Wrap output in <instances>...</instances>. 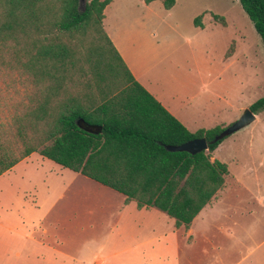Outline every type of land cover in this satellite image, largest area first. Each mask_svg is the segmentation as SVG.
Instances as JSON below:
<instances>
[{"label":"rangeland","instance_id":"rangeland-1","mask_svg":"<svg viewBox=\"0 0 264 264\" xmlns=\"http://www.w3.org/2000/svg\"><path fill=\"white\" fill-rule=\"evenodd\" d=\"M117 1L115 11L127 13L138 24L129 41H123L137 73L169 103L183 106L180 113L191 115L194 125L226 128L264 97V47L235 0H174L167 11L159 1L147 7L137 0ZM122 1L131 3L121 5ZM211 15L223 17L224 23L214 22ZM197 16L200 27L193 25ZM30 93V84L17 75L11 49L0 48V120ZM213 154L227 166L229 178L214 205L216 213L207 217V241L201 234L189 242L180 238L174 248L168 230L157 219L132 217L145 224L136 231L139 235L155 231L167 238L164 251L152 244L151 249H139L143 257L137 256V250L109 256L112 249L104 247L107 232L98 224L119 195L105 196L101 189L76 179L73 184L81 189L78 214L73 216L67 197L55 200L56 184H48L51 189L43 184L45 179L54 180L44 171L55 164L31 154V159L0 176V264H29L26 258L35 246L25 235L34 225L47 230L40 241L60 244L84 264H92L96 252L105 258L101 264H264V115L226 136ZM41 160V167H36L34 163ZM62 173L65 178L74 175ZM33 200L38 208L31 207ZM85 206L92 217L85 214ZM158 216L166 218L162 213ZM150 226L153 232L146 228ZM38 233H33L34 240L40 239ZM14 252L19 253L17 258Z\"/></svg>","mask_w":264,"mask_h":264},{"label":"trees","instance_id":"trees-1","mask_svg":"<svg viewBox=\"0 0 264 264\" xmlns=\"http://www.w3.org/2000/svg\"><path fill=\"white\" fill-rule=\"evenodd\" d=\"M159 1L165 10L174 3ZM235 1L264 47V0ZM108 2L0 0V48L11 49L31 88L0 120V175L37 153L187 229L223 185L226 165L210 157L224 128L187 132L133 80L101 29ZM248 110L263 111L264 97ZM77 121L101 131L88 134ZM199 138L206 151L165 150Z\"/></svg>","mask_w":264,"mask_h":264},{"label":"crops","instance_id":"crops-1","mask_svg":"<svg viewBox=\"0 0 264 264\" xmlns=\"http://www.w3.org/2000/svg\"><path fill=\"white\" fill-rule=\"evenodd\" d=\"M99 1H102V0H99ZM156 1H159V0L151 1L148 4H145L143 2V0H137L136 3H138L142 7H147ZM117 2H118L117 0H109L108 4L104 7V9L102 11L101 29H102L104 35L106 36V38L108 39V41L110 42V44L112 45V47L114 48V50L116 51V53L118 54L120 60L124 64L125 68L130 73L133 80L142 89H144V91L146 93H148L187 132L194 133L195 131H197L199 129L207 130V129H211L214 127L223 128V125L213 126V127L194 125V122H192V119L190 118L191 115H186V114L182 115L180 113V111L184 110L183 106L179 107V106H175V105L169 103L167 100H165L159 94V92L155 91L154 88H152L146 82V80L142 79L139 76L136 68L134 67V64L132 63V61L129 58V54L126 50V44L123 43V41L124 42L129 41V38L131 37V31H133V29H134L133 27L135 25H138V24L134 21L133 18L129 17L127 15V13L115 11L114 6L116 5ZM122 2L123 3H121V5H129L131 3V2H127V1L126 2L122 1ZM160 4H161V2H160ZM173 5H174V3H173ZM173 5H172V7H173ZM161 6H162V4H161ZM162 8H163V6H162ZM170 9H168V10H170ZM165 11H167V10H165ZM212 16L213 15H211V18H212ZM215 16H217V15H215ZM218 17H221V16H218ZM221 18L223 20V17H221ZM214 22L221 24L220 22H217V21H214ZM223 23H224V20H223ZM115 26H117V28H115ZM200 26H201V23H200ZM225 57L227 58V57H229V55L226 56V54H225ZM249 106H247L245 109H248ZM261 115H264V110L260 111L256 114H253V116H254L253 121L258 120V117ZM84 126H94V128L92 130L95 133H88V134L96 135V134H99L101 131V128L99 126H96V125H84ZM213 152L211 153V155L213 154ZM32 154H34V153H32ZM35 154H37V153H35ZM30 155L27 156L26 158H24L23 160H21L20 162H18L17 164H20L21 162H25L28 159H31ZM39 157H41V156H39ZM41 158H43V157H41ZM43 159H45V158H43ZM212 160L218 161V159H216L214 157V154H213V157H210V161H212ZM48 161H50V160H48ZM50 162H52V161H50ZM52 163H54V162H52ZM17 164H15L11 169H13ZM27 164H31V163H27ZM42 164H43L42 160L39 162V164L34 163V165H36V167H38V168L41 167ZM11 169H9L8 171H10ZM226 169H227V166H226ZM64 170L69 171L68 169L63 168L57 164H55V167H50L49 169H46V171H44V172L50 176V177H48V179L54 178V180H46L45 179L43 184L45 185V187L47 189H51V186L48 184H56L55 187H56V190H58V196H57V198H55V200L58 201L60 198L64 199L67 197V200H68L67 206H68V208H72L69 211L73 214V216L78 214L77 212H78V208H79V194H80V189H81V187L78 185H76V187L74 186L73 181H75L76 179H79V182L82 180L86 181L90 185H94V187L101 189L106 194V195L104 194L105 196H108V197L114 196V194L119 195V196H117L119 199L117 200L116 205L115 206L111 205L109 208L105 209L106 210L105 215L107 217L104 220L101 219L99 221L100 223L98 224L99 226L101 225L102 228L105 229V231L107 232L105 237H104L103 242H104V247H108V251H109V249H112L109 252L111 254L109 256H119L125 252H132L134 250H137L138 251L137 256L143 257V254L139 252V249H141V248L151 249L149 244H152V246H154L155 248H158L160 251L161 250L164 251V249L168 245V244H166L167 238L164 237V235H162L161 233L159 236L155 235V231H154V233H151L147 236L139 235V232L136 233L137 230L144 228L145 224L142 222H139L138 220H135V221L132 220L131 219L132 217L138 218V217L142 216L141 218L153 217L155 220L157 219L159 221L160 226L162 228H164L165 230H168L167 232H168L169 236L172 238L174 248L177 247V243H178V240L180 238H182V240L184 242H189L191 239L193 240L194 238H196L200 234L204 235L205 226L208 225V223H209V219H207V217L213 216V214L216 213V212H213L214 205H215L216 201L218 200L222 189L224 188L225 179L229 178L228 177L229 174H228V170H227V174H226V176H224L223 185L220 188V190H218L216 192V194L214 195V197L210 200V202L208 204H206L197 213V215L190 222L188 228L185 229L182 226L177 227V228L174 227L173 220L168 218L165 214H163L162 212H160L156 209H153V208H148V209L137 208L135 202H133V201H129L127 203H124V196L123 195H121V194H119V193H117V192H115V191H113V190H111L105 186H102L99 183H97V182H95L89 178H86V177H84L78 173H74L72 171H69L70 173H72L74 175L70 176V178L62 177L61 175L63 174L62 172ZM74 177H80V178H74ZM70 185H72V188H70ZM34 193H35L34 191L31 192V199H34V196H35ZM50 206H51V209L54 207L53 204H51ZM31 207L32 208H38V202H34V200H33L31 202ZM84 209H86L85 214L87 216L92 217L93 212L91 211V209L88 206H85ZM155 211H157V212H155ZM158 213H162L163 215H165L166 218H163V216H158ZM90 224L93 225L92 220H91ZM28 227H29L28 231L26 230V232H28V233L25 235V239L28 241H31L32 246L33 245L35 246V247H33V248H35V251L32 252L30 255H28L30 258L29 257L26 258V261H29V264L38 263V262H35V260L41 261L40 264H84V260L76 259L72 254L67 253L65 251V249L60 246V244L55 246V245L43 243L42 241H40L42 237L47 235V230L45 228H40L38 225L28 226ZM146 228H148L150 230V232H153L152 231L153 226L146 227ZM217 230L220 233H225L224 228H222L220 226H217ZM34 232H37V233L39 232L38 234H39L40 239L34 240L32 238ZM15 233H16V230L14 231V234ZM228 233H229V230H228ZM8 234H9V231H8ZM203 239L205 241H207V238H205V235L203 236ZM120 248L121 249L123 248L124 250H118ZM13 255L17 258L19 256V253L14 252ZM134 256H136V255H134ZM59 257L63 258V260ZM92 260H93L92 264H101L105 261V258L102 257L100 255V253L96 252L92 256ZM216 261L218 262V260H216ZM30 262H32V263H30ZM88 262H86V263L87 264L91 263V262L90 263H88Z\"/></svg>","mask_w":264,"mask_h":264},{"label":"water","instance_id":"water-1","mask_svg":"<svg viewBox=\"0 0 264 264\" xmlns=\"http://www.w3.org/2000/svg\"><path fill=\"white\" fill-rule=\"evenodd\" d=\"M88 1L89 0H78V3L81 6H83ZM253 119H254L253 114L248 109H245L242 112L241 116L234 123H232L228 127L224 128L220 137L228 136V135L234 133L235 131L243 128L246 125H248L250 122L253 121ZM76 126L79 129H81L87 133H95L92 130L94 128V126H84L81 121H77ZM165 150L168 152H186L190 155H194V154H197L199 152L206 151L207 148H206V142H205L204 138H199V139H193V140L187 141V142H185L181 145H178V146L165 147Z\"/></svg>","mask_w":264,"mask_h":264}]
</instances>
